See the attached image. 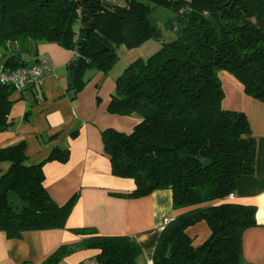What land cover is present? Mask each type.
<instances>
[{
	"label": "trees",
	"instance_id": "trees-1",
	"mask_svg": "<svg viewBox=\"0 0 264 264\" xmlns=\"http://www.w3.org/2000/svg\"><path fill=\"white\" fill-rule=\"evenodd\" d=\"M156 9L172 16L164 38L150 21ZM91 38L107 46L87 58ZM54 44L71 51L68 93L87 83V72L104 76L118 63L117 50L146 42L159 50L129 64L115 81L109 110L137 116L141 122L126 135H101L111 173L133 181L126 199L169 190L172 209L183 214L167 221L152 264H244L242 235L256 226V209L228 202L238 179L254 175L256 142L243 113L222 107L220 74L230 73L250 98L264 103V0H0V52L6 72L30 66L7 54L9 42ZM15 92L0 84V134ZM37 88L30 94L37 99ZM72 100H75V95ZM23 142L0 149L9 164L0 177V232L9 239L23 233L65 229L76 197L59 207L43 187L45 162H66L68 152L53 149L29 165ZM205 223L207 241L193 248L186 230ZM76 233L93 235L90 230ZM76 248L96 252L97 264H141L142 251L128 237L93 236L75 247H60L41 264H59Z\"/></svg>",
	"mask_w": 264,
	"mask_h": 264
},
{
	"label": "crops",
	"instance_id": "crops-1",
	"mask_svg": "<svg viewBox=\"0 0 264 264\" xmlns=\"http://www.w3.org/2000/svg\"><path fill=\"white\" fill-rule=\"evenodd\" d=\"M121 48L117 50L118 57ZM133 53V50L124 52V64L117 63L106 76L87 72V83L72 100L67 71L74 57L71 51L31 41L23 49L16 42L7 44L9 56H17L28 66L46 62L53 71L41 76L36 87L38 102L27 92L12 94L8 116L12 126L0 134V149L23 142L29 165L44 162L53 149L66 150V162L44 163L43 187L59 207L74 197L76 201L65 229L26 232L20 239H9L0 232V264H41L58 248L78 246L93 236L131 238L142 251L141 264H152L164 224L184 211L172 209L169 190L155 191L140 199L124 198L134 191V183L112 175L101 141L106 130L128 135L141 122L137 116L123 117L109 110L115 81L136 58ZM4 61L0 52V63ZM220 81L223 109L243 113L256 142L254 175L238 179L227 201L256 209V226L242 235V259L244 264H264V103L247 96L240 83L227 72L220 74ZM8 169L9 164L0 163V177ZM78 230H90L94 234L74 232ZM186 235L192 247L197 248L207 241L210 231L202 222L188 228ZM95 256L93 250L76 248L59 264H97Z\"/></svg>",
	"mask_w": 264,
	"mask_h": 264
},
{
	"label": "built area",
	"instance_id": "built-area-1",
	"mask_svg": "<svg viewBox=\"0 0 264 264\" xmlns=\"http://www.w3.org/2000/svg\"><path fill=\"white\" fill-rule=\"evenodd\" d=\"M53 68L46 62H42L28 68H19L12 72H6L0 67V84L9 85L17 92L30 94L31 87H37L41 83L44 73H51Z\"/></svg>",
	"mask_w": 264,
	"mask_h": 264
},
{
	"label": "rangeland",
	"instance_id": "rangeland-1",
	"mask_svg": "<svg viewBox=\"0 0 264 264\" xmlns=\"http://www.w3.org/2000/svg\"><path fill=\"white\" fill-rule=\"evenodd\" d=\"M109 1H113V2H117V3H123V0H109ZM172 15L167 12L164 11L163 9H156L150 18L151 24L158 30L161 31L162 35L164 38H171V34L166 30L165 28V24L166 22L170 19ZM160 46L158 43L154 42V41H149L146 42L144 45H142L141 47L137 48V49H133L134 53V57L136 56V58L134 59H142V60H146L147 58H149L150 56H152L154 53H156L159 50ZM130 52L131 50H127L126 48L122 47L118 53L119 57H118V63L120 64H124L123 60V56H124V52ZM120 58V59H119ZM226 73V72H224ZM230 74V73H228Z\"/></svg>",
	"mask_w": 264,
	"mask_h": 264
},
{
	"label": "water",
	"instance_id": "water-1",
	"mask_svg": "<svg viewBox=\"0 0 264 264\" xmlns=\"http://www.w3.org/2000/svg\"><path fill=\"white\" fill-rule=\"evenodd\" d=\"M107 49H108L107 46L103 42H100L96 38H91L87 44L85 56L87 58H91V57L102 54ZM75 93H76L75 91H71L69 93L70 97L73 98Z\"/></svg>",
	"mask_w": 264,
	"mask_h": 264
}]
</instances>
